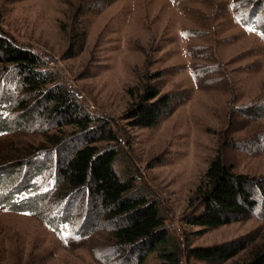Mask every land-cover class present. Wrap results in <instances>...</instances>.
<instances>
[{
  "label": "rangeland",
  "instance_id": "374dc122",
  "mask_svg": "<svg viewBox=\"0 0 264 264\" xmlns=\"http://www.w3.org/2000/svg\"><path fill=\"white\" fill-rule=\"evenodd\" d=\"M261 1L0 0V35L43 58L47 69L72 90L86 111L111 123L118 141L99 143V147H114L124 155L126 164L117 169L131 172L147 200L158 204L183 264H209L188 261L190 248L247 236L258 244L264 235V222L257 216L264 213L263 205L253 219L206 232L184 220L194 192L218 153L236 175L264 180ZM87 4L93 10L80 13ZM73 22L87 36L84 50L69 57L77 31ZM147 83L162 94L175 95L178 104L157 126L132 128L124 114ZM6 90L0 87V102ZM23 132L0 135V153L9 152L4 151L8 144L42 143L41 134ZM10 169H0L1 175ZM2 181L0 197L13 189L17 207L32 199L43 203L33 204L25 213L0 207V264H136L135 259L119 261L110 255L113 245L106 231H91L96 219L85 199L72 204L74 213L82 217L75 219L35 192L26 198L22 190L16 191L25 183L22 172ZM35 209L42 211L41 217L32 215ZM247 257L244 252L220 264H242ZM158 263L156 253H150L145 262Z\"/></svg>",
  "mask_w": 264,
  "mask_h": 264
},
{
  "label": "trees",
  "instance_id": "16d2710c",
  "mask_svg": "<svg viewBox=\"0 0 264 264\" xmlns=\"http://www.w3.org/2000/svg\"><path fill=\"white\" fill-rule=\"evenodd\" d=\"M260 9L261 5L258 16ZM92 10L93 5L87 4L80 13ZM73 25L78 37L73 36L69 57L84 50L87 36L86 31L79 32L75 22ZM258 30L264 35V22H258ZM1 86L7 92L0 102V135L24 133L26 129L41 134L43 139L37 145H7L4 151L9 152L5 156L0 153V169H11L0 173V184L22 172L25 183L16 187V191L22 190L26 198L35 192L36 197L54 202L55 208L62 206L60 211L75 219L82 217L79 212L74 213L72 204L85 199L86 207L91 208L96 219L91 231L101 229L108 233L113 245L110 255L119 261L135 259L136 264H145L148 255L156 253L158 264H183L178 244L167 235L166 218L158 204L147 200L146 191L135 185L131 172L117 169L126 164L124 155L114 147H99V143L118 141L111 123L86 111L72 90L47 69L43 58L3 35H0ZM17 93L22 96L16 98ZM177 104L175 95L162 94L158 87L147 83L126 110L124 120L132 128H153L170 117ZM67 127L73 131H62ZM10 185L13 188V183ZM13 194V189L6 197L1 194L0 207L25 213L30 212L33 204L43 203L32 199L17 207ZM189 205L190 213L184 220L189 226L202 229L200 232L245 222L253 219L262 205L264 210V180L236 175L233 167L224 162L222 153H218ZM45 209L46 205L42 211ZM41 212L31 211L38 217ZM260 213L257 216L264 222V213ZM89 223L90 220L85 225ZM261 239L255 244L253 236H247L211 247L190 248L186 258L220 264L248 252L242 264H264V235Z\"/></svg>",
  "mask_w": 264,
  "mask_h": 264
}]
</instances>
